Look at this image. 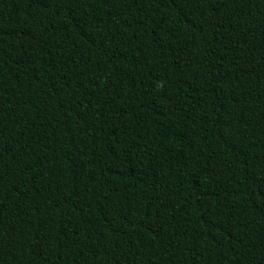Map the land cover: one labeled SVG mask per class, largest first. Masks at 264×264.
<instances>
[{"label":"trees","instance_id":"1","mask_svg":"<svg viewBox=\"0 0 264 264\" xmlns=\"http://www.w3.org/2000/svg\"><path fill=\"white\" fill-rule=\"evenodd\" d=\"M0 264H264V0H0Z\"/></svg>","mask_w":264,"mask_h":264}]
</instances>
